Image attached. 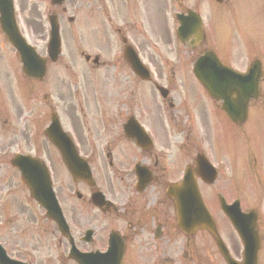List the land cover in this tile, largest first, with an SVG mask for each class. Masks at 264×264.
<instances>
[{"label":"flooded vegetation","instance_id":"1","mask_svg":"<svg viewBox=\"0 0 264 264\" xmlns=\"http://www.w3.org/2000/svg\"><path fill=\"white\" fill-rule=\"evenodd\" d=\"M203 1L206 8L208 4L221 7L236 6L242 9L250 6L255 21L252 25L257 24L252 28L255 32L257 28L259 31L263 30L264 36V0ZM47 2L50 3L52 0L23 1L27 15L23 23H19V27L27 37L35 36L31 37L35 41L46 38L39 5L42 6L44 3L45 7ZM61 10L65 11L66 8L62 7ZM48 12L49 6L46 18ZM186 12L187 7L174 8L175 29L178 26V13ZM217 15L220 18L212 22L206 17H201L204 41L191 48L192 50L188 49L193 52V56L209 51L212 41L216 40L220 44L234 30L226 24L224 13L220 12ZM115 27L113 29L119 42L121 40L123 42L124 32L121 28ZM132 27L136 30L135 26ZM5 41L0 31L2 50L8 49ZM261 43L264 45V40ZM124 47L123 42L122 48L112 50L107 48L113 54L119 51L115 54V68L110 74L101 76V84L103 83L104 88L110 87V90L100 92L92 90V95L83 94L81 75L72 70L76 65L64 63L63 71H59L57 62H51L48 58L47 74L38 80H26L29 89L26 91L28 96L25 104L31 108L32 114L37 111L39 115V120L32 116L29 124H41L46 118L43 127L45 130L52 114L61 117V122L70 127L69 130L80 147L79 152L88 159L92 177L91 185L79 182V187L83 190L81 192L73 186L74 181L66 190L62 183L55 189L64 205L72 191L79 200L76 208L67 210L65 207L66 215L63 213L65 219L68 217L71 221L67 228H59L56 225L51 227L44 222L41 225L42 243L31 241L27 246L19 247L30 250V253L32 250L42 249L47 263L50 258L54 264H76L73 255H77L78 252H100L89 257L91 264H209L206 240L200 245L193 235L184 236L178 232L174 221L173 202L166 194L168 184L180 179L186 166L195 164L193 159L198 151L191 145H176L172 149L173 145L169 142L171 140L175 142V137L169 136L170 129L166 128L169 122L163 125L161 118L164 112L155 96L156 85L154 83V87H150L151 97L142 95L139 87L134 90V80L127 74L126 67L129 65L124 57ZM72 52L75 53V50ZM43 53L47 54L46 48L43 49ZM233 58L236 62L240 61L238 56ZM259 60L261 63L264 62V55L260 56ZM91 61L90 57L86 62L91 69L106 66L99 62L93 64ZM52 67V73L48 76ZM64 69L68 72V79L72 78L74 81L72 101H66L61 92L65 84V76L62 73ZM4 76L8 78L9 73ZM52 81H55L58 87L55 89L60 99L55 106L49 102L42 104L36 100L39 89L54 88L50 85ZM14 82L12 79V105L8 104L7 107L0 105V153L4 151V147L12 148L13 145L15 147L18 145L15 133L19 132L20 139L33 150L34 156L39 157L45 166L56 168L55 175L58 177L60 165L64 164L57 147L49 141L48 134L43 132L42 137L38 132L30 141L26 135L28 128L25 132L17 131V120L22 117L23 109L16 101ZM143 133L150 137L149 143L144 141ZM138 134L142 136L141 139L138 138ZM161 147L169 150L170 155L160 154L158 149ZM177 158L184 162L183 165H177ZM10 161L11 158L4 160L0 156V244L6 250L7 256H12L7 252L8 249H12ZM137 181L140 184L135 186L134 190L133 184ZM214 192L216 196L220 193ZM97 201L100 206L95 205ZM19 211L25 212L26 205H20ZM160 242L163 245H160ZM26 260L32 264L30 258Z\"/></svg>","mask_w":264,"mask_h":264},{"label":"rangeland","instance_id":"2","mask_svg":"<svg viewBox=\"0 0 264 264\" xmlns=\"http://www.w3.org/2000/svg\"><path fill=\"white\" fill-rule=\"evenodd\" d=\"M69 1L71 4L74 5V10H73V13L68 12V14L63 16V23L65 27V29H63V34H62L63 53L66 54L67 50H70V49L72 53V49L74 48L79 49V50H85L87 52L89 51L96 52V51H99L98 48L100 49L104 48L106 46L105 43L108 41V40L103 39L104 37L101 34L104 31V29L99 30V32H96V37L99 38V40L102 42L103 45H100V42L96 40L97 38L92 39V36L90 33V29H89L90 18L89 17L92 14L96 13V9L93 12H91L90 8L88 7V3H92V0H69ZM164 1L165 0H108L107 8L109 12L111 13L112 17L114 18L112 21L114 25H111L112 31L114 32L113 27L115 25H119V26L124 25L125 30L129 34H133L135 36L137 31L134 30L132 25L136 24L140 26L139 24L141 22H145L147 26L149 27V29L151 30V34H152L151 37H153V35L156 37L160 36V31L157 32V29L150 28V24L152 20L150 22H147L146 19L150 12L152 13V15H156L158 13L160 16H162V9L165 6ZM137 3L140 4V7H138ZM96 4L99 7V21H101V19L105 18L103 11L105 10L107 12L106 6L104 8L100 0L97 1V3H95L94 7H96ZM133 5L137 7V12L135 13L129 12L130 7ZM100 7H102V9H100ZM40 8L43 9L42 7ZM139 8L141 9V12H138ZM159 9L161 10V12H158ZM68 15L75 16L76 22L78 23V24H74L69 29H67V26L69 25V23L67 22V19L65 18ZM74 26H77L78 29L75 30ZM105 32H107L110 37L109 42H108V48H109L111 47V38H112L111 30L107 28ZM31 37L34 38L35 36H31ZM132 40L136 42V44H139L141 50L145 51V55L149 53L148 50H150L151 48H148L147 41L141 32H139L137 38L134 37ZM74 41L76 43H74ZM10 50L4 49L3 51H5L8 54L11 53L15 56L14 51L12 50L10 52ZM158 53L159 52L157 51L154 52L153 54L154 58L158 59ZM227 55L228 53L224 50L223 57L225 58L227 57ZM70 60L74 64H79L81 62L80 57H77L75 55H71ZM175 61L176 60H174V62ZM159 62L160 63L154 61L153 65L155 64L156 66L155 70L158 71L160 75V79L164 80V82H166L170 88H173V94L176 97L177 102H180V101L188 102L186 86L185 85L181 86L176 83L177 80L180 79L179 76H182V78L186 80V71H184V68L182 69V71L178 73L176 72V74L173 75L170 72L172 68L167 69L166 67L168 65L164 61H159ZM11 63L13 64L14 62L9 56L4 55L3 53H0V64L1 65L7 66V65H10ZM64 63L65 61L62 56L61 60L59 61L58 68L63 69ZM4 74H6V69L2 67L0 68V80H6V79L9 80V78H6ZM17 79H20V78L17 77ZM92 79L94 80V74H92ZM173 79L175 80V82ZM73 83H74L73 79L72 78L68 79L67 74H66L65 84H64V87L62 88V90L64 91V96H67L69 98L73 96L74 91H75ZM50 85L58 89L55 81L50 82ZM82 86H84V88H82V93L89 94L90 84L83 83ZM54 88L52 89L54 90ZM40 95L42 97L41 102L42 104H44L43 94L41 93ZM54 95H55V92H54ZM68 100L69 99H67L66 101ZM54 103L56 104L58 102L54 101ZM175 109H176V106L173 105L172 108L166 107V111L164 112L170 113V115L172 116ZM210 114L212 115L210 119L214 123L209 122L206 126L205 133L208 138V147L210 148V151L213 157L216 160L226 161V163L229 166L230 172L234 173L236 176V179H227L226 181H223L218 186V189L228 194L233 193V192H240L244 197H247L248 187L245 183V173H247L248 168H246L243 165L244 163L243 155L245 151L239 141V138L236 136L240 133L231 124L221 119L220 116H218L215 112H212ZM179 121L180 119L178 117V122ZM170 124H172V121H170ZM178 127H179V124H178ZM262 127H264V123L260 124V122H256L254 126L253 125L247 126L246 130L251 136L250 147L256 155V165L258 168L259 176L264 181V154H263L264 153V129ZM245 135L248 136L247 133ZM241 138H242V135H241ZM192 141L195 142V140H192ZM2 170H5V169L2 168ZM259 202H260L259 200L247 199L246 204L251 205V206H256ZM75 203H76L75 195L71 196V194H68L67 205L69 207H72V205L74 206ZM261 205L264 206V200L261 202ZM229 228L230 227L228 225V227H226L225 230L227 231L229 230ZM160 245H163L162 242H160ZM261 261H262V264H264V246H263Z\"/></svg>","mask_w":264,"mask_h":264},{"label":"water","instance_id":"3","mask_svg":"<svg viewBox=\"0 0 264 264\" xmlns=\"http://www.w3.org/2000/svg\"><path fill=\"white\" fill-rule=\"evenodd\" d=\"M200 223H203V224H205V223H207V225H208V228L211 230V231H213V226H212V222H211V220L209 219V221L207 220V218H205V220L204 221H202V222H200ZM193 224V223H192ZM252 226H249V227H247V231H249L250 232V234H252L253 236H254V238H256V230L254 229V222H252V224H251ZM194 226H196L195 224H193L192 225V227H194ZM252 257H253V255L248 259V261L247 262H245V264H251L252 262Z\"/></svg>","mask_w":264,"mask_h":264}]
</instances>
